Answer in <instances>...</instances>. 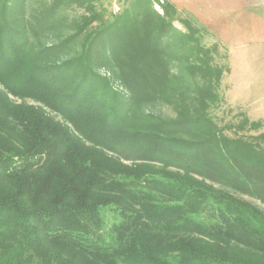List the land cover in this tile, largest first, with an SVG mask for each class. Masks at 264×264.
<instances>
[{
  "label": "trees",
  "instance_id": "obj_1",
  "mask_svg": "<svg viewBox=\"0 0 264 264\" xmlns=\"http://www.w3.org/2000/svg\"><path fill=\"white\" fill-rule=\"evenodd\" d=\"M11 1L0 0V264H264V211L236 195L264 204V132L246 134L264 123L213 117L230 68L214 63L208 30L169 1L159 14L160 0H130L106 21L97 0H56L51 16L74 4L91 15L75 38L100 23L65 56L69 40L34 45ZM159 103L176 116L147 109Z\"/></svg>",
  "mask_w": 264,
  "mask_h": 264
},
{
  "label": "crops",
  "instance_id": "obj_2",
  "mask_svg": "<svg viewBox=\"0 0 264 264\" xmlns=\"http://www.w3.org/2000/svg\"><path fill=\"white\" fill-rule=\"evenodd\" d=\"M168 1L179 9L177 2ZM180 1L192 4L190 17L227 52L230 104L253 121L264 120V0Z\"/></svg>",
  "mask_w": 264,
  "mask_h": 264
},
{
  "label": "rangeland",
  "instance_id": "obj_3",
  "mask_svg": "<svg viewBox=\"0 0 264 264\" xmlns=\"http://www.w3.org/2000/svg\"><path fill=\"white\" fill-rule=\"evenodd\" d=\"M55 1L56 0H13L11 1V4L14 6V11L17 13V15L25 17L28 26L33 29V32L37 33L32 35L33 40L35 38L34 45L37 48L48 47L53 44L61 43L65 40H69V45H67V49L63 54L65 56H71L75 54V50H81L85 36L91 33L93 30L98 29L100 27V23H93L92 26H90L86 31L83 29L82 33H80V35L76 36L75 38L74 34H79V26L83 25V18L85 16L89 17L91 15L87 12L86 7L84 8L79 4H74L69 7L61 8L58 14H53L51 16V8L54 6ZM164 1L168 0H160L159 3H154V8L159 14H163L162 4ZM170 1L177 2L176 4L179 6L178 10L182 17L187 15L192 16L190 15L192 8V4L190 2H181L180 0ZM129 3L130 0H97L94 4L97 12L103 15L104 20L107 21L112 20L114 16L122 13L124 9L129 6ZM175 25L178 28L183 29L182 25H180L178 22H175ZM204 42L210 47L216 43V39L212 37H205ZM219 45V51L217 55H215L214 63L221 66H228L227 52L221 44ZM98 72L103 76H110L109 72L105 68L99 69ZM230 84L231 83L228 80V74H226L220 87V93L223 101L218 108L212 110L213 117L220 125L238 123L241 121V117L238 115L240 113L248 115L241 107L230 104L228 100L229 91L231 90ZM116 86L120 90L122 89L119 87V84H116ZM251 93L255 94V91H252ZM251 100L254 99L252 98ZM147 109L164 118H174L176 116L174 109L171 106L163 103L154 104L147 107ZM144 111H146V105L144 106ZM248 117L250 120H252L249 115ZM261 121L264 123V120ZM262 132H264V126L257 132L253 131L246 134L250 136L257 135ZM226 133L230 136H233L234 134L232 131H227ZM236 195L246 201L253 203L264 211V204L259 200L251 198L247 195Z\"/></svg>",
  "mask_w": 264,
  "mask_h": 264
}]
</instances>
